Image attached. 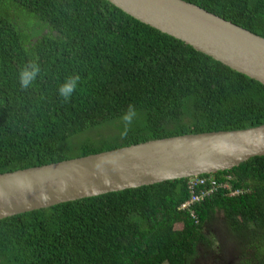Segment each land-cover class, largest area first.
<instances>
[{"label":"trees","instance_id":"obj_1","mask_svg":"<svg viewBox=\"0 0 264 264\" xmlns=\"http://www.w3.org/2000/svg\"><path fill=\"white\" fill-rule=\"evenodd\" d=\"M185 1L264 37V0ZM31 63L39 72L22 89ZM76 75L65 100L58 89ZM129 107L136 115L122 135ZM263 123V84L108 0H0V173ZM199 179L195 194L217 186L191 216L180 207ZM217 212L233 263L264 264V155L0 219V264H195L199 245L219 247L207 228Z\"/></svg>","mask_w":264,"mask_h":264},{"label":"water","instance_id":"obj_2","mask_svg":"<svg viewBox=\"0 0 264 264\" xmlns=\"http://www.w3.org/2000/svg\"><path fill=\"white\" fill-rule=\"evenodd\" d=\"M264 85V37L185 0H108ZM264 155L258 126L150 139L0 173V219L104 193L230 169Z\"/></svg>","mask_w":264,"mask_h":264},{"label":"rangeland","instance_id":"obj_3","mask_svg":"<svg viewBox=\"0 0 264 264\" xmlns=\"http://www.w3.org/2000/svg\"><path fill=\"white\" fill-rule=\"evenodd\" d=\"M105 131L111 133L114 129L112 126H107ZM207 228L215 232V241L218 242L219 247L212 249L211 254L204 251L205 247L203 245H199L195 264H234L233 261L236 257L233 252V245L226 234L227 229L224 227L220 212H217L215 217L207 224Z\"/></svg>","mask_w":264,"mask_h":264},{"label":"clouds","instance_id":"obj_4","mask_svg":"<svg viewBox=\"0 0 264 264\" xmlns=\"http://www.w3.org/2000/svg\"><path fill=\"white\" fill-rule=\"evenodd\" d=\"M39 72V67L35 63H31L28 66H26L24 69H22L19 72V83L22 89L29 88L33 81L35 80L37 74ZM80 77L78 75L68 79L62 86L58 89V94L65 100H67L72 92L77 87V81H79ZM136 112L133 108L129 107L127 112L123 115L122 119L125 122V130L122 133V135L127 134V125L131 124L132 119L135 117ZM193 177V176H191Z\"/></svg>","mask_w":264,"mask_h":264},{"label":"built area","instance_id":"obj_5","mask_svg":"<svg viewBox=\"0 0 264 264\" xmlns=\"http://www.w3.org/2000/svg\"><path fill=\"white\" fill-rule=\"evenodd\" d=\"M191 183L194 185H191V184L189 185L190 194H191L190 199L188 201L184 202L181 205L180 209L190 212L191 216H195L194 211L192 209H190L189 206L198 202L203 196H208L215 189V187L217 186V183L212 181L210 183V188H207L206 190L202 191L200 195L195 194L192 189L195 185L196 186L204 185L205 184L204 179H199L198 181L193 180V181H191Z\"/></svg>","mask_w":264,"mask_h":264}]
</instances>
